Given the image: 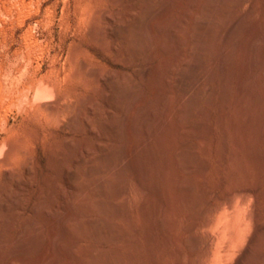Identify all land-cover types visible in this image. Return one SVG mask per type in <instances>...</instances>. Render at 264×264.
Masks as SVG:
<instances>
[{"label": "rangeland", "instance_id": "obj_1", "mask_svg": "<svg viewBox=\"0 0 264 264\" xmlns=\"http://www.w3.org/2000/svg\"><path fill=\"white\" fill-rule=\"evenodd\" d=\"M260 1L263 0H255L258 10L263 7H261L263 2ZM130 2L128 0H0V200L5 198L9 190L15 191L18 181H22L28 175L32 180L24 191L26 204L18 218L11 223H4L0 218V227H5V243L8 245L26 215L31 216L32 223H34L33 221L40 222L43 226L42 240L37 251L32 255L34 259L40 258L43 251L50 249V231L55 224L42 217L40 211L30 212L29 205L42 192L46 205L62 207L71 189L65 177L67 175L64 168L72 169L74 167V158L80 154L82 149H86V144L87 149L94 153L99 150V141L112 142L111 138H104L99 129H95V132L91 133L85 124L71 129L72 118L78 115L84 117L86 112L89 113L88 108V111H85L86 109L82 105L86 101L85 105L87 106L91 99L99 102L100 107L101 104L103 105L101 107L103 109L102 116L111 120L109 112L112 108L105 100L110 85L102 81L101 83L94 82L89 77V73L93 69H98L102 78L113 75L116 85L122 83L119 87L124 93L123 100L129 105L131 117H134L123 120H127L128 123L129 120H137L135 119L137 116L135 103L144 100V110L148 117L146 122L139 123L140 125L135 131V141L142 138L144 131L151 128L157 119H161L168 109L173 108L171 128L174 133V147H181L189 141H194L196 146L194 155L187 154V159L191 161L189 164L192 165L191 168L180 165L178 161L169 166V159L165 154H162L161 158L159 157L156 164L153 160L156 152L154 145L149 144L150 158L143 162V170L146 175L144 179L149 186L151 184L154 187H152L154 192L143 194L142 197L141 195L133 197L132 201L136 202H133L134 206H131V208L135 207L132 210L137 226L142 229L145 223L148 224V233L145 234L142 231L139 235L140 253L145 259L144 261L127 260V264H177L175 245L165 237L161 230L162 227H160L163 210L160 204L162 190L159 186L162 185L164 188L168 180L173 183L177 191L174 217L180 220L176 231L179 240H183L189 234L186 233L185 225L195 224L198 221L194 214L189 215L186 210L182 194L184 191L179 187V183L182 181L189 188L191 195L189 202L194 207L193 210L200 209V213L203 212V208L208 206L209 187L212 193L222 195L234 187H254L260 184L256 208L259 214L258 226L261 229L264 228V95L258 100L250 98L249 103H251L245 109L247 114L246 111L243 112L244 110L239 109L240 104H238L241 96L244 95V98L247 99L250 93L262 88V85L256 82V75L263 70L264 60H261V65L256 71H250L246 65L241 70L242 67L239 62L237 63V60L241 59V55L234 59L232 61L234 72L232 70L229 96L223 100L221 67L213 62V57L217 52L216 44L213 43L214 47L212 45L209 47L210 51L207 41L206 48L199 53L202 55L200 57L198 53H193L195 48H192L193 40L198 33L199 36L202 34L208 40V28L211 22L220 25L226 20L220 14V9L224 4L222 0H142L135 4ZM115 10L118 12L121 10L119 13L123 12V17ZM133 14L138 15L141 23L139 29L134 31L136 36L145 35L148 30L153 28L157 30L158 26L162 28L156 32L158 35L161 31L159 45L156 44L155 57L144 59L145 47L143 43H140V58L136 61L126 59L125 44L123 42L116 43L114 39L108 37L107 31L110 23L104 20V16L110 18L120 16L117 19L125 22L131 19ZM260 19L262 18L260 17ZM257 31L259 34L256 39L259 42V39L260 41L264 39V35L261 29ZM101 33L104 37L101 41H96L93 37ZM163 41L166 45H162V48ZM114 47L118 48V52ZM198 52L200 51L198 50ZM184 59L187 60L186 65H183ZM143 66L148 68L156 66L155 73L157 74L154 73L156 77L153 73L152 76L143 73L141 71ZM127 71L128 73H126ZM199 72L204 73V79L194 84L195 91H191L187 101H168L169 96L178 94L185 88V85L176 81V78L187 77L186 80L191 81L190 77L196 78L200 75ZM240 78L246 79V81L250 79L252 82L249 84L250 86L246 87L243 95L238 91L241 83L239 82ZM208 89L211 90V96H209L210 90ZM65 105L72 106L66 107ZM222 106L225 108L224 112ZM69 107L72 108L68 112L65 108ZM131 107H133L132 110ZM78 109L83 110L79 111ZM77 110L78 112H76ZM243 113L245 114L243 115ZM230 116L236 118L238 124L236 133L242 141V145L239 147L234 146L231 141L233 140L232 133L228 127ZM243 116L247 117V120L245 119L247 122ZM127 121H121L118 126L120 135L115 143L118 144L119 149H124L125 145L131 142L125 135L129 128ZM185 121L193 129V132L210 131V133L206 138H194L192 134L185 136L183 135V122ZM244 122L247 125H244ZM243 127L247 129L244 130ZM166 129L168 131L170 128ZM167 131L164 134L162 146L167 143ZM225 136H228L229 145L231 150L236 152V157L225 156L223 149ZM247 137L251 143L246 142ZM22 151L24 152L22 153ZM208 162L211 165H209V171L207 168L205 172H200L198 168L204 163L208 166ZM222 162H225L224 165L227 162V172L224 170L226 165L224 166ZM97 164L101 165L99 162ZM222 174H227L225 175L227 181L225 180L224 183L220 178ZM159 175L163 178V184L159 181L156 183V177ZM5 176L11 177L7 179L8 177ZM97 177L95 175L93 178ZM52 178H56V187L51 185L53 184ZM84 179H86L85 176L80 177L83 183L86 181ZM104 180L105 191L99 197L102 203L106 204L110 211L116 208L127 209L125 198L116 199L115 206L108 202L112 189L118 183L116 175L107 173L104 175ZM151 180H154L156 185L152 184ZM80 199L89 201L96 199V196L91 191H87L81 195ZM140 200L145 201L150 217H143V210L139 205ZM253 205L250 202L246 205L247 207H242L235 203V209H232L231 213L221 211L210 225L195 227L190 235L197 238L198 248L192 255L187 253L186 264H257L260 262L258 256L264 253V238L260 237L261 240L259 238L257 244L251 240L254 238V232L246 218L249 211L254 209ZM4 211V209H0V217L4 216ZM91 214L99 216L105 226L114 222L113 224L118 226L117 228H121L122 233L126 231V223L122 219L110 220L104 214L96 212H91ZM77 217H82V215H77ZM229 219H232L230 220L231 225H229ZM243 219L247 220L244 222ZM227 229L232 232L228 233ZM211 234L215 235V241L212 254L208 258L203 254ZM260 236H263V233ZM62 241L63 245L67 244L65 243L67 239ZM251 241L254 244H251ZM82 243L86 246L91 243L93 246L96 244V249L118 247L120 251H123L118 244L115 246L114 243L108 242L103 245L91 240L86 235L82 237ZM228 245L229 247H225ZM64 248L55 252L62 263L83 264L78 258L65 253ZM224 248H228L226 252L223 251ZM3 255L4 252L0 254L1 257Z\"/></svg>", "mask_w": 264, "mask_h": 264}, {"label": "bare ground", "instance_id": "obj_2", "mask_svg": "<svg viewBox=\"0 0 264 264\" xmlns=\"http://www.w3.org/2000/svg\"><path fill=\"white\" fill-rule=\"evenodd\" d=\"M128 1H131L130 2L131 4H135V3L141 2L142 0H128ZM222 2L224 4H222L223 6L220 9V14L222 18L226 20L224 21V23L220 25L217 24L216 22H211L208 28V40H207V37H204L202 34H200L199 36V33H198L197 37H195L193 40L194 45L192 48H195V51H193V53L194 54L198 53V56L200 57L202 55L199 53H201V51L202 52L204 51V49L206 48L207 41H208V48L213 43L216 44L215 48L217 49V52L215 53L213 57V62L214 64L217 63L221 67L220 70L222 71V76H221L222 80L221 79L220 80L222 81L221 86H223V89L221 91L223 95L222 98H224L223 100H225L227 96H229L228 95L229 90H230L229 88L231 87L230 86V81L232 78L231 73H232V70L234 69V67L232 66L233 65L232 61L241 55V59L240 60L238 59L239 61L237 60V63L239 62L240 66L242 67L241 70H243L246 65L248 66V69L250 71L251 70L256 71L259 65H261L260 64L261 60L262 59L264 60V39L262 41H260L259 39V42L256 39V37L259 34L257 31L258 29H261L262 34L264 35V31H263L264 29V0L262 1L263 3L260 1L262 3L261 7L262 6L263 7L259 10L257 9L255 0H222ZM120 11L121 10H119V12ZM122 17H123V14H122ZM260 17L262 19H260ZM117 18H114V17L110 18V17L104 16V20L110 23V27L107 31L109 35L108 37L114 39L116 43L123 42L125 44L124 54L126 56V59L136 61L140 58V55H141L140 43H143L145 47L144 59L148 57L152 58L155 54L156 44H158L159 42V39H160L159 34L161 33V31L158 35L156 32H159V30H161L162 28L158 26L156 27L157 30L153 28L151 30H148L145 35L136 36L134 34V31L139 29L141 25L137 14H133L132 18L125 22H121V20ZM105 30H106V27H105ZM103 37H104L103 33H101V34L95 35L93 38L96 41H101ZM162 45L163 46L166 45L165 41L161 43V46ZM117 49L115 48V51ZM198 50L200 52H198ZM210 51L208 52L210 53ZM209 53H208V57H209ZM186 64H187V60L184 59L183 65H186ZM83 67L85 68L86 66L84 65ZM210 67L212 68V66ZM141 68H142L141 71L143 73L151 74V76H152V73L154 74L156 72L155 71L156 66L153 68L152 67L148 68V67L143 66ZM136 69L138 68L136 67ZM126 73H128V71ZM194 73L196 74V72ZM199 74L200 75H198L194 79L191 76L190 77L191 81H187L186 80L187 77L185 76H184L185 78H182V77H180L179 79L176 78V81L178 80L179 82H182L185 85V88L183 91L179 92L178 94H175V95L172 94L171 96H169L168 101H187L189 99V95L191 91H195L194 84L197 81L204 79V76H205L204 73L201 74L199 72ZM193 76H196V75H193ZM89 77L96 83L98 82L101 83L102 81L110 85V90L108 91L107 95H105L106 96L105 100H106V103L110 105L112 108V110H110L109 112L111 116V120L105 119L107 117L104 118L102 116L103 109L101 107L103 105L101 104V107H100L98 104L99 102H96V100L94 99H93L94 101H92L91 99V101L88 102L87 106L85 105L86 101L82 105V107L86 109L85 111L89 110V113H88L89 115L87 114V112H86V115L88 116L85 115L84 117L79 116L77 114L78 116H75L74 118L71 119L72 120L70 123L71 129L73 130L75 129V127L77 128L78 126H80V124L82 125L85 124L91 133H94L95 129L96 130L99 129V131H102L101 134L103 135V137L104 138L107 137V139L111 138L112 142L110 141V143L109 142L106 143L105 141L104 142L99 141L98 142L99 150L94 153H92L91 151H89V149H87L88 146L86 144V147H85L86 149H82L80 154H78L74 158V167L72 169L64 168L66 170V175H67L65 177L67 178V182L70 184L69 186L71 187V189H70L68 197L65 198V201L63 202L64 204H62V207H58L56 205H53L52 207H50L46 205L43 201L45 197H43L42 192H40L38 194L37 199L33 200L31 202V205H29L30 212L40 211L42 217H44L46 220L50 222L53 221L55 224V226L50 231V249L43 251L42 255H40L41 256L40 258H37V259L32 258L33 253L37 251L39 247V243L42 240V227L43 226L40 222L33 221L34 223H32L31 216L26 215L22 219L20 226L18 227L17 232L13 237V240L8 245L7 243H5L6 241L5 240V227H2V228L0 227V254L4 252V255L2 257L0 256V264H20V263L21 264H68V263H62L61 259L57 257L55 254L57 250L63 249L64 248L63 246H66L64 248L65 253L67 252L69 253V255H72L78 258L81 262H83V264H127V260L134 261L136 259L144 261L145 258L143 257V254L140 253L141 242H140L139 235L141 234L142 231L145 234L148 233L147 232L148 224L146 225L145 223L142 229L137 226V224L134 222V216H133V210H132V208H135V207L131 208V206H134L133 204L136 202V201L135 202L132 201L133 197H136V196L139 197V195H141L142 197L143 194L145 195L147 193L154 192L153 191L154 187L151 186V184L149 186L148 183L145 181L144 178H146V175L143 170V162L146 161V159L148 160L150 158L148 154L149 144H153L154 149L156 151L155 152L156 156L154 155L153 157L154 162H156L159 159V157L161 158L162 154H165L166 157H168L169 159V166H172L175 161H178L180 165L190 166L192 168V165H189L191 161L187 159L188 158L187 154L194 155V149L196 147L195 142L189 141L185 143L184 145H182L181 147H178V148L174 147V133L172 132V128H171L173 125L172 124L173 108L168 109L164 113L161 119H157L151 128L146 129L143 133L142 138H140L138 141L134 140L135 139L134 136L136 135L135 131L137 127L140 125L139 123L146 122L147 117H148L146 114V111L144 110V105H145L144 100L143 101L139 100L138 103L135 101L136 102L135 105H137L136 106L137 116L135 119L137 120L135 121L129 120V123L126 120L129 125L128 126L129 128L126 131L125 135H126V138L130 140L131 142L125 145L124 149H119L118 144L115 143L116 139H118L120 135V131L118 127L119 123L121 121L126 122L125 120H123L125 118H134V117H131L132 115L128 107L129 105L126 103L125 100H123L124 93L123 91H121L122 88L120 90V87H119L120 85H122V83L120 82L121 83L120 85L114 84L115 82L113 80L114 79L113 75L112 76L109 75L107 77L102 78L98 69H93L89 73ZM239 82L241 83L239 85L238 91H240V93L243 95L246 90V87L252 82L250 81V79L247 81L246 79H241ZM256 82H258V84H261L262 88L250 93L247 99L244 98V95L243 96L240 95L241 98L238 104H240L239 109L241 108L242 111L244 110L243 112L246 111L245 109L251 103V102L249 103L250 98L258 100L261 96L264 95V68L262 71L258 73V75H256ZM211 90H210L209 96H211ZM65 106L67 107V106H72V105H65ZM71 108L69 107L65 109H67L69 112ZM132 109L133 107H131V110ZM224 109H225L224 106H222L223 112H224ZM78 110L76 112H78ZM242 111L240 110V112ZM245 113L247 114V111ZM245 113H243V115ZM243 119L247 120V117L245 118L243 116ZM246 120L245 122H247ZM236 122H237L236 118H234L233 116L232 117L230 116L228 120V127L230 129V132L232 133V138H233V140H231L233 141L232 144L236 147H239L240 145H242L241 143L242 141L239 139L236 133L237 125H238ZM183 124H184L183 135L185 136H189L190 134H192L194 138L195 137L206 138L208 134L210 133V131L193 132V129L190 128V126L187 124L186 121L183 122ZM244 125H247V124L245 123ZM167 127L170 128L168 131L166 129ZM246 127H243L244 130L247 129ZM208 129L210 130V127ZM166 131L168 132L167 143L165 146H162L164 134H166ZM228 139H229L228 136H225L224 141H223V149H224L225 156L228 158L236 157L237 156L236 152L231 150ZM246 142L251 143L249 137H247ZM23 152L24 151H22V153ZM97 162H99L101 165H98ZM223 163L225 162H222V164ZM209 165L210 163L208 164V166L206 163H204L198 169L200 172H205L208 168V171H209L210 166H211ZM224 168H225L224 170L226 171V168H228L227 165ZM107 173H112L116 175V177L118 178V183L112 189L111 195H109L108 197V202L111 205L115 206L116 199L120 197L125 198L127 209L116 208L110 211L107 209L106 204L102 203V200L99 198L100 196L103 195L105 191L104 175ZM222 173L224 172L222 171ZM95 175H97L98 177L94 179L93 177ZM225 175L222 174V176H220L222 183H224L227 178ZM82 176L86 177V179H84L86 180L84 181V183L81 182L80 180V177ZM7 177H6L7 179H10L9 177L11 176H7ZM55 179L56 178H52L53 184H51L54 187L57 186V182L55 181ZM31 181L32 180L30 179L29 175L22 181H18L15 191L12 192L9 190L6 193L5 198L3 200H0V209L5 210L4 211L5 213L3 214L4 216L0 217L4 223H11L15 221L20 215L21 211L23 210L26 204V200L24 199V191L28 187V185L31 184ZM151 181H152V184L154 183L156 185V183H159V182L162 183L163 178L161 175H159V177H156V183L154 180H151ZM258 185L259 186L256 185L254 187L252 186L234 187L230 191L223 193L222 195H216L212 193L211 190H209L210 187L208 186L209 187L208 188V206L203 208V212L200 213V209L197 211H194L193 210L194 207L189 202V198L191 195L189 192V188H187V184L184 181L180 182L179 187H181L184 191L182 194H183V199L186 205L185 207H187L186 210L189 215L194 214L196 217V220H198L195 224L192 223V224L185 225V228L187 230L186 233L188 232L189 234L183 240L182 239L179 240V238H177L176 236L177 226L180 223V220L174 217V211L176 210L175 209V197L177 195L176 188L174 187L173 183H171L169 180L166 183L164 188H162L163 187L162 185L159 186L160 189L162 190L160 192V200H161L160 204L163 210L161 212L162 214L160 217V224H161L160 227H162L161 230L164 232L165 237L170 242L174 243L173 245H175L176 254H177V264H186L187 253H190L192 255L194 254V252H196L195 250H197L198 248L197 238L194 237L193 235L192 236L190 235L193 229L198 226H205L207 224L210 225L214 221L217 214L220 213L221 211H229L228 213H231L233 211L232 209H235L234 207L235 203L239 204L242 207L243 206L247 207L246 205H248V203L250 202L254 204L253 205L254 209L251 212L249 211V214L247 216L245 215L246 218L248 219L247 223L249 222L248 224H251L250 226H252L253 232H254V233L252 232L254 234V235L252 234L254 238L252 237L253 239L251 240H253V242L256 243V242H259L260 237L264 238V228L261 229L258 226V215L259 214L256 208V200L259 194L260 184ZM87 191H91V193L94 196H96V199H90L89 201L80 199L81 195ZM218 194H221V193H218ZM139 205H141L142 207L141 210H143L142 212L143 217L145 218L150 217L149 216L150 213L147 212L146 210L147 206H146L145 201L140 200ZM91 212L104 214L110 220L114 218L124 220L126 223V231L122 233L120 231L121 228L120 229L117 228L118 226H115V224H113L114 222L109 223L108 226L103 225L102 219L97 215L95 216L92 215ZM243 213H242V216H243ZM80 214L82 215V217H77V215H80ZM247 219H243L244 222ZM230 220L232 219H229V225H231ZM229 225H228V228H230ZM252 228L250 229L251 231H252ZM230 232L232 231L229 230L228 233ZM262 233H263V236H260L262 235ZM85 235L88 236L91 240H95L96 242H99L103 245H106L108 242L114 243L115 246H117L118 244L120 247H122L123 251H120L118 247H113V248L102 247V248L96 249L95 247L96 244L93 246L91 245L92 243L89 246H86L85 244L83 245L82 237ZM61 239L62 240L67 239V241L65 242L67 244L63 245L64 242ZM214 241H215V235L213 234L209 235L207 247L205 249V253L203 254L204 257L209 258L211 256L212 251H213ZM253 242L251 244H254ZM225 247H229V245ZM224 249L223 251L226 252L228 248L227 249L224 248ZM258 257L261 261L257 262V264H264V253H261ZM249 264H252V263H249Z\"/></svg>", "mask_w": 264, "mask_h": 264}]
</instances>
